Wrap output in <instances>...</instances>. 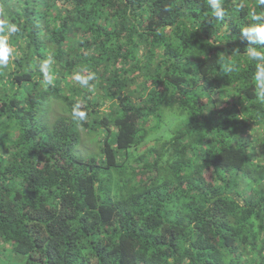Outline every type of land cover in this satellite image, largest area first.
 <instances>
[{"label": "trees", "instance_id": "obj_1", "mask_svg": "<svg viewBox=\"0 0 264 264\" xmlns=\"http://www.w3.org/2000/svg\"><path fill=\"white\" fill-rule=\"evenodd\" d=\"M224 6L0 0L19 28L0 69V264H264V104L240 35L264 6Z\"/></svg>", "mask_w": 264, "mask_h": 264}, {"label": "clouds", "instance_id": "obj_2", "mask_svg": "<svg viewBox=\"0 0 264 264\" xmlns=\"http://www.w3.org/2000/svg\"><path fill=\"white\" fill-rule=\"evenodd\" d=\"M261 6H264V0H259ZM208 8L212 12V17L217 21H223L228 15L225 8V0H206ZM250 22L246 26L241 27V38L247 41L245 55L249 62H254L256 71L254 79L256 81L257 98L260 103L264 104V10L257 12L252 10L249 12ZM19 28L16 24L8 21L7 18H0V69L7 68L10 61L15 60L18 56L17 50L9 43V37L18 33ZM54 56L48 55L39 64V71L42 73L43 81L47 85L53 82L51 69L54 64ZM236 65L229 62L226 66V73L235 70ZM95 78L94 73L77 74L75 80L82 87H87L89 82ZM74 119L84 120L85 112L80 109L77 104L72 110Z\"/></svg>", "mask_w": 264, "mask_h": 264}, {"label": "rangeland", "instance_id": "obj_3", "mask_svg": "<svg viewBox=\"0 0 264 264\" xmlns=\"http://www.w3.org/2000/svg\"><path fill=\"white\" fill-rule=\"evenodd\" d=\"M96 141L94 138H92L89 135H83V141L80 144L79 148L82 152H87L92 149V147L95 145Z\"/></svg>", "mask_w": 264, "mask_h": 264}]
</instances>
